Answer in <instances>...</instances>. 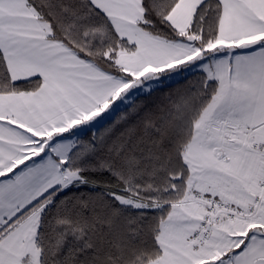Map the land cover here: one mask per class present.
Returning a JSON list of instances; mask_svg holds the SVG:
<instances>
[{
  "label": "snow or ice",
  "instance_id": "6c2138e0",
  "mask_svg": "<svg viewBox=\"0 0 264 264\" xmlns=\"http://www.w3.org/2000/svg\"><path fill=\"white\" fill-rule=\"evenodd\" d=\"M0 264H264V0H0Z\"/></svg>",
  "mask_w": 264,
  "mask_h": 264
}]
</instances>
